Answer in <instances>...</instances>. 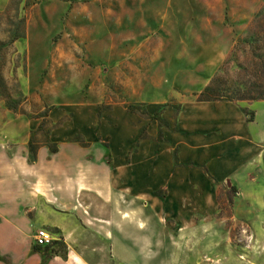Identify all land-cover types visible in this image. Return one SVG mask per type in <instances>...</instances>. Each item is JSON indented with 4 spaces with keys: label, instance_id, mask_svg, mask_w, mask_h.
Returning a JSON list of instances; mask_svg holds the SVG:
<instances>
[{
    "label": "rangeland",
    "instance_id": "1",
    "mask_svg": "<svg viewBox=\"0 0 264 264\" xmlns=\"http://www.w3.org/2000/svg\"><path fill=\"white\" fill-rule=\"evenodd\" d=\"M0 75L15 105L8 108L0 95V182L24 164V225L14 236L15 264L28 262L38 249L33 237L41 227L53 237L39 248L47 264L54 255L66 258L68 250L52 222H77L71 214L52 215L37 200L42 186L52 190L54 169H60L62 186L74 176L84 187L95 181L92 170L116 166L121 155L128 163L141 144L168 146L177 162L166 131L175 130L183 103L197 101L208 86L219 100L243 106L264 100V0H10L0 10ZM141 159L127 180L135 183L139 174L149 179L165 156ZM86 192H67L64 200L70 197L72 208L86 214ZM228 199L218 194L225 216ZM6 228L0 227V241L10 247ZM84 232L75 235L90 237ZM232 235L239 241V226ZM0 259L14 264L8 253L0 252Z\"/></svg>",
    "mask_w": 264,
    "mask_h": 264
},
{
    "label": "crops",
    "instance_id": "2",
    "mask_svg": "<svg viewBox=\"0 0 264 264\" xmlns=\"http://www.w3.org/2000/svg\"><path fill=\"white\" fill-rule=\"evenodd\" d=\"M9 1L0 0V10ZM175 127L166 131V139L177 148V162L170 147L145 149L141 144L128 163L121 155L116 166L92 170L95 181L84 187L74 176L62 186L60 169L53 170L52 190L42 186L37 200L52 215L71 214L77 222H52L68 250L66 258L54 255L47 264H264V100L244 106L232 101L186 102ZM155 154L164 155L165 161L154 163L149 179L139 174L135 183L127 180L138 155L146 163ZM76 189L79 196L88 190L86 214L72 208L70 197L64 200ZM218 194L229 197L228 216L220 212ZM2 209L0 227L8 225L11 248L0 241V252L10 254L15 264L14 236L20 223L24 225V164L0 182ZM235 226L239 241L232 235ZM80 230L91 240L78 239ZM39 248L44 247L32 249L29 261L19 264H39ZM0 264L6 263L0 259Z\"/></svg>",
    "mask_w": 264,
    "mask_h": 264
},
{
    "label": "trees",
    "instance_id": "3",
    "mask_svg": "<svg viewBox=\"0 0 264 264\" xmlns=\"http://www.w3.org/2000/svg\"><path fill=\"white\" fill-rule=\"evenodd\" d=\"M16 38L18 37L17 35L15 36ZM0 95L4 98L5 100V104L8 108H12L15 109V105L13 103L12 100H10L9 98V94H8V88L7 85L2 77V75H0ZM219 95L218 91L216 90V88H213L211 86L206 87V89H204V91H202L199 94L198 97V101H210V100H214V101H232V100H219L218 98H216V96ZM41 124L38 125V129L41 128ZM48 149L51 153H55L57 152V146L55 142H48ZM27 147H28V161L29 163H33L36 160V152L34 151V147H33V143L31 138L28 139L27 141ZM35 245V244H34ZM37 248L40 246L35 245ZM39 264H43V263H39Z\"/></svg>",
    "mask_w": 264,
    "mask_h": 264
},
{
    "label": "built area",
    "instance_id": "4",
    "mask_svg": "<svg viewBox=\"0 0 264 264\" xmlns=\"http://www.w3.org/2000/svg\"><path fill=\"white\" fill-rule=\"evenodd\" d=\"M53 241L51 233L45 228H39L35 231L33 237V243L40 247L50 245Z\"/></svg>",
    "mask_w": 264,
    "mask_h": 264
}]
</instances>
